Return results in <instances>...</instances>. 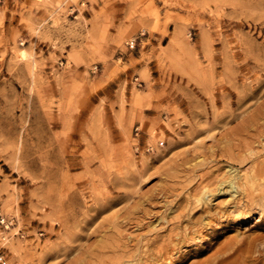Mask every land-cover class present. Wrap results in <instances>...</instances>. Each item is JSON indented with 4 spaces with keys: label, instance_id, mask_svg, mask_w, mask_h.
Segmentation results:
<instances>
[{
    "label": "rangeland",
    "instance_id": "374dc122",
    "mask_svg": "<svg viewBox=\"0 0 264 264\" xmlns=\"http://www.w3.org/2000/svg\"><path fill=\"white\" fill-rule=\"evenodd\" d=\"M145 239L264 264V0H0V264Z\"/></svg>",
    "mask_w": 264,
    "mask_h": 264
},
{
    "label": "bare ground",
    "instance_id": "6f19581e",
    "mask_svg": "<svg viewBox=\"0 0 264 264\" xmlns=\"http://www.w3.org/2000/svg\"><path fill=\"white\" fill-rule=\"evenodd\" d=\"M232 175L227 179V186L231 189L229 191H232V188L238 186L236 185L234 176ZM161 218L162 220L166 219L165 217ZM137 241H139V239H137ZM150 244V240L145 239V241H143V243L141 244L142 246H144V248L141 249V245L134 242V249L133 246L130 249H122L120 255H114L109 259H99V262L102 261L103 264H167L164 260L169 257L167 256L169 253V245L163 246L161 244L156 249H153L151 247L149 248Z\"/></svg>",
    "mask_w": 264,
    "mask_h": 264
},
{
    "label": "built area",
    "instance_id": "2783aa9c",
    "mask_svg": "<svg viewBox=\"0 0 264 264\" xmlns=\"http://www.w3.org/2000/svg\"><path fill=\"white\" fill-rule=\"evenodd\" d=\"M134 40H131L129 43H128V45H129V47H133L134 46ZM163 144V141L162 140H159L158 141V145H162ZM145 150L146 151H148V152H151V151H153V146L152 145H150V144H146V146H145Z\"/></svg>",
    "mask_w": 264,
    "mask_h": 264
}]
</instances>
